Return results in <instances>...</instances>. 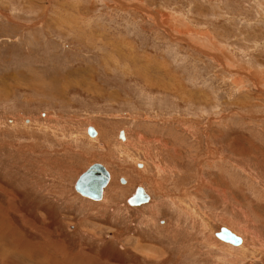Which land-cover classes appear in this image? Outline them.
<instances>
[{
  "label": "rangeland",
  "instance_id": "374dc122",
  "mask_svg": "<svg viewBox=\"0 0 264 264\" xmlns=\"http://www.w3.org/2000/svg\"><path fill=\"white\" fill-rule=\"evenodd\" d=\"M0 264H264V0H0Z\"/></svg>",
  "mask_w": 264,
  "mask_h": 264
},
{
  "label": "water",
  "instance_id": "95a60500",
  "mask_svg": "<svg viewBox=\"0 0 264 264\" xmlns=\"http://www.w3.org/2000/svg\"><path fill=\"white\" fill-rule=\"evenodd\" d=\"M87 133L90 136H95L96 131L93 126L88 125ZM119 136L120 138H124L122 130L119 132ZM109 178L110 176L107 168L100 162H94L78 175L73 184V188L83 196L94 200H100L103 195V190L108 184ZM121 181L123 182L122 178ZM148 200L149 195L138 187L136 188L135 193H132L128 197L129 204H140L147 202ZM215 236L234 245L241 243L240 236L230 231L226 226H221L219 230L215 232Z\"/></svg>",
  "mask_w": 264,
  "mask_h": 264
},
{
  "label": "bare ground",
  "instance_id": "6f19581e",
  "mask_svg": "<svg viewBox=\"0 0 264 264\" xmlns=\"http://www.w3.org/2000/svg\"><path fill=\"white\" fill-rule=\"evenodd\" d=\"M93 128H94V127H93ZM94 129H95V128H94ZM95 131H96V130H95ZM96 133H97V131H96ZM89 136H90V135H89ZM95 136H96V134H95ZM123 136H124V138H120V139L125 141V135H124V132H123ZM92 137H94V136H92ZM119 137H120V136H119ZM102 145H103L102 142H98V146H99V147H101ZM103 165H104V164H103ZM104 166H105V165H104ZM138 166H141V165L138 164ZM105 167H106V166H105ZM107 170H108V169H107ZM108 171H109V170H108ZM109 176H110V172H109ZM122 180H123V182L125 181L123 178H122ZM109 181H110V178H109ZM109 181H108V183H109ZM120 182H122V181H121V178H120ZM123 182H122V183H123ZM107 185H108V184H107ZM107 185H106V187H107ZM106 187H105V188H106ZM105 188H104V189H105ZM135 188H136V187H135ZM138 188L141 189V190H143L146 194H148V195H149V200H150L151 195L145 190V188L142 187V186H139ZM134 190H135V189H134ZM76 192H77V191H76ZM104 192H105V190H103L102 198L104 197ZM133 192L135 193V191H133ZM133 192H132V193H133ZM77 193H78V192H77ZM132 193H131V194H132ZM78 194H80V193H78ZM80 195H81V194H80ZM81 196H83V195H81ZM83 197H86V196H83ZM87 198H89V197H87ZM102 198H101L100 200H102ZM127 198H128V197H127ZM90 199H92V198H90ZM92 200H94V199H92ZM126 200H127V199H126ZM149 200H148V201H149ZM95 201H99V200H95ZM148 201H147V202H148ZM143 203H146V202H143ZM140 204H141V203H140ZM129 205L134 206V205H139V204H129ZM226 227H227V226H226ZM227 228H228V227H227ZM228 229H229L230 231H232L233 233H235V232H234L233 230H231L230 228H228ZM218 230H219V229H218ZM218 230H217V231H218ZM215 232H216V231H215ZM215 232H214V235H215ZM235 234H237V233H235ZM237 235H238V234H237ZM238 236H240V235H238ZM240 238H241V243H242V237L240 236ZM218 239H219V238H218ZM219 240H220V241H223V240H221V239H219ZM223 242H225V241H223ZM227 243H228V242H227ZM241 243H240V244H241ZM230 244H231V243H230ZM240 244H238V245H240ZM231 245H234V244H231ZM238 245H234V246H238ZM144 248H145V247H144ZM151 250H152V249H151Z\"/></svg>",
  "mask_w": 264,
  "mask_h": 264
},
{
  "label": "flooded vegetation",
  "instance_id": "af4514ba",
  "mask_svg": "<svg viewBox=\"0 0 264 264\" xmlns=\"http://www.w3.org/2000/svg\"><path fill=\"white\" fill-rule=\"evenodd\" d=\"M120 178H122V177H120ZM124 179V178H123ZM119 181H120V179H119ZM135 188V187H134ZM104 194H105V192H104ZM133 207H136V208H138L139 206H132V207H130L131 209H133Z\"/></svg>",
  "mask_w": 264,
  "mask_h": 264
},
{
  "label": "crops",
  "instance_id": "0c3cea01",
  "mask_svg": "<svg viewBox=\"0 0 264 264\" xmlns=\"http://www.w3.org/2000/svg\"><path fill=\"white\" fill-rule=\"evenodd\" d=\"M46 255H48V254H46Z\"/></svg>",
  "mask_w": 264,
  "mask_h": 264
}]
</instances>
